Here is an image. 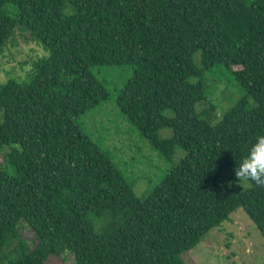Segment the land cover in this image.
Masks as SVG:
<instances>
[{"label": "trees", "instance_id": "16d2710c", "mask_svg": "<svg viewBox=\"0 0 264 264\" xmlns=\"http://www.w3.org/2000/svg\"><path fill=\"white\" fill-rule=\"evenodd\" d=\"M18 30L49 55L0 82V155L14 171L0 166V264H185L237 208L264 236V187L234 193L221 178L264 135V0H0V54ZM121 64L132 76L119 110L166 158L186 153L143 199L77 121L109 96L91 68ZM216 65L246 92L220 115L201 78ZM96 217L109 221L96 230Z\"/></svg>", "mask_w": 264, "mask_h": 264}, {"label": "rangeland", "instance_id": "374dc122", "mask_svg": "<svg viewBox=\"0 0 264 264\" xmlns=\"http://www.w3.org/2000/svg\"><path fill=\"white\" fill-rule=\"evenodd\" d=\"M7 9L11 10L12 7L8 6ZM48 55V50L40 40L24 37L22 31H16L0 54V82L8 78L26 80L36 62ZM192 60L197 67H201L200 51L193 54ZM91 72L103 83L109 96L97 107L79 116L78 124L86 135L109 154L126 181L132 185L134 194L143 199L186 153L181 147H175L173 156L166 158L119 110L116 98L132 76L130 65L96 66L91 68ZM201 78L204 96L215 104L218 115L246 96L230 70L223 65L204 70ZM247 104L251 105L252 100L248 98ZM164 114L171 116L172 112L167 109ZM218 118L217 115L210 116L209 123L214 125ZM159 136L171 137V128L160 129ZM0 166L9 174L14 173L8 164H4L3 157ZM221 178L234 193L250 185L249 181L239 183L235 172L230 169H223ZM229 217L220 227L209 230L205 238L193 248L181 254L185 264H264V236L242 208L231 212ZM108 221L107 217L94 218L95 229L100 230V226ZM116 221L121 223L124 217L119 216ZM67 255L63 260L52 256L49 261L52 264H74L73 258Z\"/></svg>", "mask_w": 264, "mask_h": 264}, {"label": "clouds", "instance_id": "9594fccd", "mask_svg": "<svg viewBox=\"0 0 264 264\" xmlns=\"http://www.w3.org/2000/svg\"><path fill=\"white\" fill-rule=\"evenodd\" d=\"M238 182L251 181L264 187V135L256 137L247 155L234 169Z\"/></svg>", "mask_w": 264, "mask_h": 264}]
</instances>
